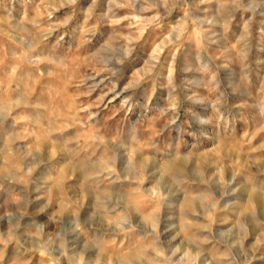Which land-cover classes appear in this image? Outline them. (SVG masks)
I'll return each mask as SVG.
<instances>
[{"label": "rangeland", "instance_id": "obj_1", "mask_svg": "<svg viewBox=\"0 0 264 264\" xmlns=\"http://www.w3.org/2000/svg\"><path fill=\"white\" fill-rule=\"evenodd\" d=\"M0 264H264V0H0Z\"/></svg>", "mask_w": 264, "mask_h": 264}]
</instances>
